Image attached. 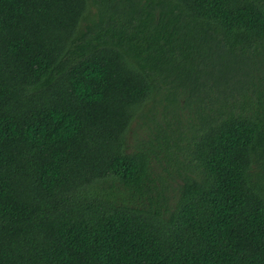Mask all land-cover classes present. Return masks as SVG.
<instances>
[{
    "label": "trees",
    "instance_id": "obj_1",
    "mask_svg": "<svg viewBox=\"0 0 264 264\" xmlns=\"http://www.w3.org/2000/svg\"><path fill=\"white\" fill-rule=\"evenodd\" d=\"M0 264H264V0H0Z\"/></svg>",
    "mask_w": 264,
    "mask_h": 264
}]
</instances>
